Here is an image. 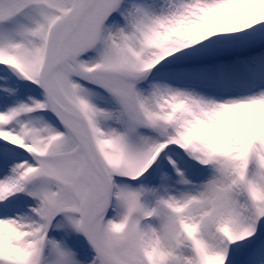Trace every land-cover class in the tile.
<instances>
[{
    "label": "snow or ice",
    "instance_id": "snow-or-ice-1",
    "mask_svg": "<svg viewBox=\"0 0 264 264\" xmlns=\"http://www.w3.org/2000/svg\"><path fill=\"white\" fill-rule=\"evenodd\" d=\"M0 264H264V0H0Z\"/></svg>",
    "mask_w": 264,
    "mask_h": 264
}]
</instances>
